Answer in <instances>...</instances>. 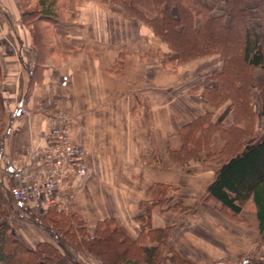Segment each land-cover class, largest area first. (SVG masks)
<instances>
[{
  "label": "crops",
  "instance_id": "crops-1",
  "mask_svg": "<svg viewBox=\"0 0 264 264\" xmlns=\"http://www.w3.org/2000/svg\"><path fill=\"white\" fill-rule=\"evenodd\" d=\"M81 1L53 28L54 51L41 75L31 81L35 53L30 32L19 21L22 3L0 0V97L5 111L0 204L11 233L28 247L54 242L30 222L28 209L57 204L82 216L89 233L98 220L111 217L134 238L140 231L134 219L139 204L152 183L162 182L175 191L163 213L152 212L150 223L173 227L170 240L184 258L214 264L259 250L254 212L242 210L233 221L219 212L220 203L201 200L218 168L221 137L214 136L213 155L205 164L192 160L180 165L170 156V150L181 147L178 127L197 115L210 112L212 121L232 125L230 102L215 108L201 94L205 85L213 84L210 73L219 66V56L174 68L163 63L173 55L146 26L126 19L111 4ZM250 82L263 85L264 70L252 67ZM59 118L68 123L71 139L84 147L90 173L33 203L14 200L9 188L36 175L32 150ZM256 134L264 138V116ZM206 155L200 152L199 158ZM72 253L81 264H95L88 255Z\"/></svg>",
  "mask_w": 264,
  "mask_h": 264
},
{
  "label": "trees",
  "instance_id": "trees-1",
  "mask_svg": "<svg viewBox=\"0 0 264 264\" xmlns=\"http://www.w3.org/2000/svg\"><path fill=\"white\" fill-rule=\"evenodd\" d=\"M19 1L23 7L20 22L29 30L34 47L30 73L34 81L54 51L53 28L64 23L67 0H35L30 10L24 0ZM99 1L118 7L126 18L150 29L173 55L164 58L163 63L177 67L195 58L219 56V66L210 73L213 84L205 85L201 94L215 108L229 101L232 125L226 128L212 121L210 112H203L178 127L181 147L170 150V156L181 165L192 160L206 162L213 155L214 136L219 135L224 141L217 153L219 165L201 200L220 203L219 211L236 220L249 205L248 210L258 218L259 240L264 245V138L256 134L259 118L264 116V84L253 87L250 82L252 67L264 70V0ZM36 20L46 22V32ZM4 117L0 97V146ZM203 151L207 155L200 159ZM174 191L172 185L162 182L148 187L134 216L140 223L134 238L111 217L98 220L89 233L82 216L69 214L60 205L50 204L41 211L28 209L30 222L48 232L55 242L39 241L31 247L11 233L0 204V264H81L72 252L89 255L104 264H192L171 245L170 226L150 223L152 212L163 213ZM112 244L120 248L119 256L110 249ZM250 262L245 257L241 264ZM214 264L228 263L220 260Z\"/></svg>",
  "mask_w": 264,
  "mask_h": 264
},
{
  "label": "built area",
  "instance_id": "built-area-1",
  "mask_svg": "<svg viewBox=\"0 0 264 264\" xmlns=\"http://www.w3.org/2000/svg\"><path fill=\"white\" fill-rule=\"evenodd\" d=\"M42 142L43 149L32 150L38 167L36 175L30 181L9 188L10 196L16 201L33 203L43 195L56 192L67 175L75 179L90 173L85 149L71 142L70 129L64 118L50 126Z\"/></svg>",
  "mask_w": 264,
  "mask_h": 264
},
{
  "label": "rangeland",
  "instance_id": "rangeland-1",
  "mask_svg": "<svg viewBox=\"0 0 264 264\" xmlns=\"http://www.w3.org/2000/svg\"><path fill=\"white\" fill-rule=\"evenodd\" d=\"M34 1L35 0H24V2H25V5H26V7H27V9H31V6L33 5V3H34ZM99 1V0H98ZM100 3H102V4H105V3H103V2H101V1H99ZM83 4V1H79V0H75V1H70V0H67V2H66V7H65V9H66V11H67V9H69V8H72V7H74V6H76V5H82ZM113 6V5H112ZM125 17V16H124ZM126 18V17H125ZM126 19H128V18H126ZM131 20V19H130ZM20 21V20H19ZM37 22L36 23H38L39 24V26L42 28V29H44V32H46V22L45 21H38V20H36ZM134 21V20H133ZM21 23V22H20ZM150 30V29H149ZM114 34H115V32H113ZM153 35V34H152ZM10 36H12V35H10ZM46 36H48L47 35V33H46ZM10 41H13V38H10ZM15 41V40H14ZM223 43H225L226 44V41H223ZM208 57H211V56H208ZM204 58H207V57H204ZM199 59H202V58H195V59H192V60H190V61H187V62H185L184 64H187V63H190V62H195L196 60H199ZM184 64H181L180 66H183ZM170 65V64H169ZM171 66H173V65H171ZM180 66H177V67H175V66H173L174 68H178V67H180ZM172 67H170V71L171 72H173V68L171 69ZM175 73V72H174ZM44 137V136H43ZM70 140H71V142L72 143H74V144H78V143H75L72 139H71V136H70ZM44 143L41 141V143L38 145V149H43L44 148ZM82 146V145H81ZM84 148V147H83ZM86 152V151H85ZM218 158H219V156H218ZM208 161V160H207ZM206 161V162H207ZM86 162H88V160H87V158H86ZM206 162H203V163H201V162H199V163H201V164H205ZM177 163V162H176ZM88 165H89V163H87ZM178 164V163H177ZM217 164L219 165V159H218V162H217ZM181 165V164H180ZM186 165H188V164H186ZM72 180L73 179H71L70 178V176L69 175H67L64 179H63V181H61L60 182V184L58 185L59 187H58V189H57V191H64V190H66V189H68V188H70V185H71V182H72ZM15 186V185H14ZM56 191V192H57ZM52 194V193H51ZM245 208L247 209V211H249L248 209H250V207H249V205H246L245 206ZM30 210H32V209H30ZM220 212V211H219ZM252 212V211H251ZM221 213V212H220ZM222 215H224V216H226L225 214H223V213H221ZM227 218H229L230 220H233V221H237L236 219H234V218H230L229 216H226ZM171 227V233H170V237H169V241H170V243H171V245L174 247V245L172 244V242H171V240H170V238H171V235H172V232H173V227L172 226H170ZM256 242H257V244H259L260 245V249L258 250H256L254 253H252V254H250V255H240V256H238L236 259H234V260H227V259H224V258H219L218 260L220 261V260H222V261H226L228 264H241V262H242V260L245 258V257H248L249 259H251V262L249 263V264H264V245L260 242V240H259V234H258V237H257V240H256ZM115 246V245H114ZM116 247V246H115ZM110 249L112 250V252H113V254H115V256H119L120 255V248H118V247H116V248H113V244L110 246ZM174 249L177 251V249L174 247ZM189 250H191L192 252H194L195 250H194V248H192V247H190L189 248ZM178 252V251H177ZM179 253V252H178ZM180 254V253H179ZM181 255V254H180ZM89 256V255H88ZM182 256V255H181ZM91 257V256H90ZM183 257V256H182ZM93 260H94V262H95V264H104V263H101V262H99V261H96L93 257H91ZM186 259V258H185ZM188 260V259H187ZM217 260V261H218ZM189 261V260H188ZM191 262V261H190ZM192 264H195V263H193V262H191Z\"/></svg>",
  "mask_w": 264,
  "mask_h": 264
}]
</instances>
